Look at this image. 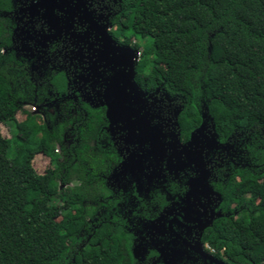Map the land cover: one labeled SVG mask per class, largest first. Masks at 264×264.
Segmentation results:
<instances>
[{"label":"trees","instance_id":"trees-1","mask_svg":"<svg viewBox=\"0 0 264 264\" xmlns=\"http://www.w3.org/2000/svg\"><path fill=\"white\" fill-rule=\"evenodd\" d=\"M108 17L145 51L139 84L177 96L180 136L200 129L224 160L216 170L224 177L221 214L204 225L200 242L227 264H264V0H116ZM10 44L0 36V124L13 126L11 137L0 127V264L146 263L147 250H157L131 223L140 232L151 223L135 211L151 206V190L139 191L129 176L123 195L103 176L119 161L109 146L107 104L69 102L55 113L43 105L12 120L32 101L34 84L44 103L65 90L66 79L15 48L4 52ZM38 153L53 166L44 173L33 165ZM172 261L215 264L186 249Z\"/></svg>","mask_w":264,"mask_h":264},{"label":"flooded vegetation","instance_id":"flooded-vegetation-1","mask_svg":"<svg viewBox=\"0 0 264 264\" xmlns=\"http://www.w3.org/2000/svg\"><path fill=\"white\" fill-rule=\"evenodd\" d=\"M115 6L116 0H0V36L10 38L11 43L3 51L15 48L39 68L54 67L65 74V90L45 100L51 113L62 106L67 111L69 102L106 103V117L109 105L115 103L119 108L112 128L107 117L106 128L109 146L119 161L103 176L113 191L123 195L127 194L124 186L129 176H135L132 179L139 191L151 190V206L146 201L135 208L141 221L151 223L146 222L141 232L131 223V230L143 238L145 246L157 250L153 254L147 250L143 264H155V260L172 264V256L181 249L215 264H227L200 242L202 227L222 210L217 183L224 177L216 170L224 160L217 156L219 150L212 152L211 139L199 138V132L196 139L192 134L188 139L180 136L175 121L176 95L159 87L148 91L139 84L137 64L143 57L137 53V39L119 32L108 17ZM115 75L117 82L107 95L105 89ZM37 87L34 84V90ZM129 123L135 126L132 133ZM155 143L158 154L151 150ZM204 168L208 170L205 180L201 179ZM137 197L143 200L138 193ZM157 208L154 218L147 216ZM199 243L217 261L197 252L194 247Z\"/></svg>","mask_w":264,"mask_h":264},{"label":"rangeland","instance_id":"rangeland-1","mask_svg":"<svg viewBox=\"0 0 264 264\" xmlns=\"http://www.w3.org/2000/svg\"><path fill=\"white\" fill-rule=\"evenodd\" d=\"M151 32H152V34H154V31H151ZM137 53L141 57H143L145 55V51L143 48H139ZM33 91L34 92L31 94L32 98H33L32 101H25L24 103H22L21 106L19 107L18 111L16 112V114L12 118V120L21 121L25 118L26 113H28V112H39V111H41L43 105L46 106L48 104L47 101H46V103L45 102L44 103H38L36 101L37 95L34 94L35 90H33ZM0 127H1L2 134L5 137H11L13 135V126H12V123L10 122V120L1 123ZM33 165L39 173H44L53 167L51 164L49 156H47L43 153H38L35 155L34 160H33Z\"/></svg>","mask_w":264,"mask_h":264},{"label":"water","instance_id":"water-1","mask_svg":"<svg viewBox=\"0 0 264 264\" xmlns=\"http://www.w3.org/2000/svg\"><path fill=\"white\" fill-rule=\"evenodd\" d=\"M132 76H133V71H132ZM117 75H115L114 77H112L111 78V81H110V84L106 87V89H105V93L107 94V95H110V92H109V89L111 88V87H114V84H115V82H117ZM133 80V79H132ZM131 80V81H132ZM131 81H130V83H131ZM129 83V82H128ZM105 94V95H106ZM128 108V107H127ZM130 108V107H129ZM131 109H134V108H131ZM119 110V108H117L116 106H115V103H112L111 105H109V107H108V110H107V117L110 119V126H111V128H112V126H113V123H114V121H115V118H114V114L115 115H117V111ZM134 111H136V109H134ZM134 127L135 126H132L131 125V123H129V126H128V130H129V132L130 133H132V131H133V129H134ZM199 130L200 129H198L197 131H194L193 133H192V139H196L197 137H198V132H199ZM156 144V143H155ZM154 144V145H155ZM151 150H152V152L153 153H155V154H158L159 153V147H158V144H156L154 147H152L151 148ZM201 158H202V155H201ZM202 161V160H201ZM198 166H200V167H202L203 168V166H201L200 165V163H198L197 164ZM173 168V167H172ZM204 170H205V175H203L202 177H201V179H206L207 177H208V170H206L205 168H204ZM197 179V178H196ZM192 182H193V180H191ZM191 184H193V183H191ZM221 213H219L218 215H220ZM202 229H203V227H202ZM194 249L197 251V252H199V253H201L202 255H204L205 257H207V258H209V259H211V260H215V261H217L216 259H214V257L212 256V255H210L209 253H207V252H205L204 251V249H203V247H202V245H201V243H199V245L198 246H196V247H194Z\"/></svg>","mask_w":264,"mask_h":264}]
</instances>
